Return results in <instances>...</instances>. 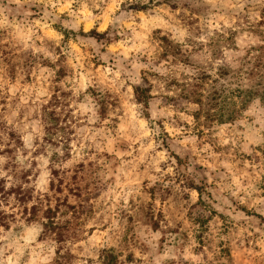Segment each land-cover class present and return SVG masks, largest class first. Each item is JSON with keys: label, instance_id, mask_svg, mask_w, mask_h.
<instances>
[{"label": "rangeland", "instance_id": "1", "mask_svg": "<svg viewBox=\"0 0 264 264\" xmlns=\"http://www.w3.org/2000/svg\"><path fill=\"white\" fill-rule=\"evenodd\" d=\"M217 67L222 123L182 94ZM262 91L264 0H0V264H264Z\"/></svg>", "mask_w": 264, "mask_h": 264}, {"label": "trees", "instance_id": "2", "mask_svg": "<svg viewBox=\"0 0 264 264\" xmlns=\"http://www.w3.org/2000/svg\"><path fill=\"white\" fill-rule=\"evenodd\" d=\"M229 72L224 67H217L213 75L208 69L201 68L193 77H190V83H182L183 96L198 105L196 111L197 117L199 114H203L206 118L222 123L234 120L238 115L239 109H236V107H239V105L243 106L247 100L246 98L252 95V93L251 91L243 90L241 87L239 88L238 85L235 88H230L228 85L222 84L220 80L227 74L229 75ZM231 77H234L236 81L240 77L242 78V74L237 72V74ZM89 90L96 96L101 112H104L107 104L106 97L101 93H95L92 87H89ZM133 93L136 102L147 107L148 100L151 98L150 85H147V82L136 85L134 86ZM258 95L260 101H264V91L258 93ZM44 120L46 136H48L49 140H52V136H57L62 127L58 125V119L53 112H48L47 109L44 110ZM54 214V210L51 208L47 209V214L45 215L46 221L42 223V232L54 233L53 236L56 242H61L63 241L62 233L59 230L60 227L54 221ZM57 254L59 259L58 264H64L68 253L61 254L58 251ZM115 260L116 257L112 250L102 249L100 251L99 264H115Z\"/></svg>", "mask_w": 264, "mask_h": 264}]
</instances>
